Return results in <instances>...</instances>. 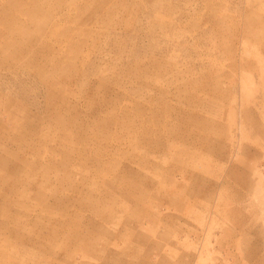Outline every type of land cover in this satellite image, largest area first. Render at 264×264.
I'll return each instance as SVG.
<instances>
[{
  "label": "rangeland",
  "instance_id": "rangeland-1",
  "mask_svg": "<svg viewBox=\"0 0 264 264\" xmlns=\"http://www.w3.org/2000/svg\"><path fill=\"white\" fill-rule=\"evenodd\" d=\"M7 39L0 264H264V0H0Z\"/></svg>",
  "mask_w": 264,
  "mask_h": 264
},
{
  "label": "bare ground",
  "instance_id": "bare-ground-1",
  "mask_svg": "<svg viewBox=\"0 0 264 264\" xmlns=\"http://www.w3.org/2000/svg\"><path fill=\"white\" fill-rule=\"evenodd\" d=\"M28 10L24 11L23 13H21V15H23L22 17L26 18L27 20H29L28 15L30 13V11H28ZM7 18H8V20H10V17H8V16H5V17L2 18L4 25L6 24V19ZM6 28H7V26H6ZM16 30L18 31V28H16ZM9 44H10V42H9L8 39L7 40H3V41L0 40V50H2L3 47H5V46H7Z\"/></svg>",
  "mask_w": 264,
  "mask_h": 264
}]
</instances>
